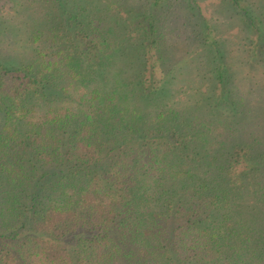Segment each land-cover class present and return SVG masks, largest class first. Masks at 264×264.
Segmentation results:
<instances>
[{"label": "trees", "instance_id": "trees-1", "mask_svg": "<svg viewBox=\"0 0 264 264\" xmlns=\"http://www.w3.org/2000/svg\"><path fill=\"white\" fill-rule=\"evenodd\" d=\"M161 1L4 0L30 49L0 39V264H264V86Z\"/></svg>", "mask_w": 264, "mask_h": 264}, {"label": "rangeland", "instance_id": "rangeland-1", "mask_svg": "<svg viewBox=\"0 0 264 264\" xmlns=\"http://www.w3.org/2000/svg\"><path fill=\"white\" fill-rule=\"evenodd\" d=\"M194 1H196L201 8L200 13L205 19H213L212 21L216 27L218 39H220V42L223 41V45L221 43L219 45V47H222V50L220 51H222V53H230L228 60H230L231 66L234 67V69H237L238 72H241L242 76L247 77L248 83H250V80L253 78L257 84V78L258 84L264 86V0ZM3 2L4 0H1L0 10L6 12V9H1ZM162 2H164V0H162L161 3ZM181 2L184 3L185 8L188 4H191V0H182ZM162 4H165V2ZM7 6L10 5L8 4ZM251 15L257 18L255 22L258 24V27L260 23H262V26H260L261 31H259L257 27L254 29L251 27L252 20L249 19L251 18ZM22 16L23 17L12 19V21L6 25L5 31L0 30V39L5 41V46L11 44L10 47H7L8 51L26 54L30 48L29 46L27 48L25 40L28 38L30 30L26 21V12H24ZM262 33L263 40L260 41L258 49H256L253 45L258 44V37ZM247 37L248 39H246ZM184 47H186V45H184ZM250 49H254V51L249 52ZM185 50V48H182L181 51H171L172 56L178 57L177 61L174 59L172 60H174L173 64H176L180 71L183 85L195 81L197 72L201 70V64H199L197 58L193 57L187 59L188 57L184 53ZM247 57L249 58V62L247 61ZM253 60L256 61L257 64L251 62ZM260 96L263 98H260ZM251 100L254 104L253 106L257 107L253 109L252 115L248 118L250 121L248 127L263 129L264 94L258 92V95L252 97Z\"/></svg>", "mask_w": 264, "mask_h": 264}]
</instances>
